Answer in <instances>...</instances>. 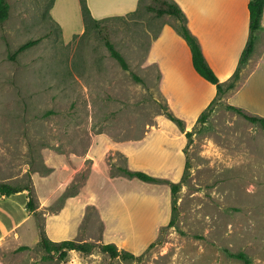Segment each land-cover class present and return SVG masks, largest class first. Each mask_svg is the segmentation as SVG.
<instances>
[{"label": "rangeland", "instance_id": "obj_1", "mask_svg": "<svg viewBox=\"0 0 264 264\" xmlns=\"http://www.w3.org/2000/svg\"><path fill=\"white\" fill-rule=\"evenodd\" d=\"M8 2L9 17L0 22V183L29 186L35 209L27 207L29 190L0 193V264H264V128L228 107L264 116V51L241 68L235 87L215 101L207 121L188 118L192 135L186 137L166 114L170 109L156 69L148 72L145 66L161 24L179 25L176 18L149 10L154 0H142L135 12L99 27L86 25L80 0ZM105 36L125 56L129 70L111 55ZM36 38L38 44L14 56L21 44ZM99 133L118 140L143 136L141 147L159 153L186 140L190 168L178 181L174 226L168 227L171 193L166 189H150L155 205L135 231L106 235L94 206L80 210L92 170L108 167L118 176L128 166L119 151L106 154L100 164L84 159ZM104 148L102 139L94 145L99 158ZM161 172L154 168L151 174ZM115 185L116 193H127V182ZM133 187L128 195L147 205V189ZM83 194L106 197L96 179ZM43 236L96 246L61 257L46 251ZM112 241L137 258L112 257L100 248ZM227 251L245 252L251 262Z\"/></svg>", "mask_w": 264, "mask_h": 264}, {"label": "crops", "instance_id": "obj_2", "mask_svg": "<svg viewBox=\"0 0 264 264\" xmlns=\"http://www.w3.org/2000/svg\"><path fill=\"white\" fill-rule=\"evenodd\" d=\"M173 1L182 8L186 15L187 25L190 31L198 38L208 63L226 86V83H229L238 69L241 55L251 35L250 0ZM141 3L142 0H87L92 16L98 20L106 17L126 16L138 10ZM167 16L176 18L171 15ZM176 20L179 21L178 18ZM261 24L262 27L256 32L253 54L260 50L264 51V39L262 41L257 40V35L264 38V13ZM145 63L148 72L151 67L156 69V74L159 76V87L170 111L183 119L185 124H187V120L190 117L192 122L195 123L200 114L218 97L216 85L203 78L196 71L189 45L176 30V25L168 21L163 22L155 36L151 38L146 52ZM245 65L243 66L245 67ZM263 67L264 62L260 65V68ZM142 137L118 140L115 136L108 133H99L94 137V141H92L89 152L84 156V159L90 158L94 163L100 164L105 161L106 154L111 151H119L127 159L128 166L125 168L147 171L149 174L152 173L154 168L162 169L163 172L160 174L151 175L171 182H178L183 176L186 164V140L183 145H179L176 149L163 148V152L159 153L153 149L142 148L141 146L144 143ZM101 139L105 148L99 158L94 152V145ZM93 179L97 180V189L102 191L106 197L101 199L84 197L83 191L88 184L92 183ZM116 182L128 183L126 185L128 187L126 194L116 193L118 190L115 185ZM165 185H168L169 189ZM133 186L139 189L144 187L147 189V205L143 206L142 200L136 197L135 194L133 196L128 195L129 189L134 190L135 187ZM151 188L153 191L160 189L165 191L166 189L168 194L169 192L171 193L169 184L147 182L136 177L129 178L122 174L112 176L108 167L104 169L101 167L100 171H91L88 180L83 186L82 196L79 197L80 205L83 203L80 210L84 211L88 205L94 206L103 222V231L106 235L114 232L135 231L139 225L145 223L144 213L149 214L150 205L152 208L155 205L156 196L155 192L150 195L149 191ZM171 200L172 197L170 198V205ZM145 209L147 210L145 211ZM61 214H55V216ZM80 215L79 211L78 219ZM76 222L75 228L77 229L79 220ZM49 232L51 235V231ZM64 238L63 236L57 238L51 236L52 241L55 242L62 241ZM112 242L115 243V241Z\"/></svg>", "mask_w": 264, "mask_h": 264}, {"label": "trees", "instance_id": "obj_3", "mask_svg": "<svg viewBox=\"0 0 264 264\" xmlns=\"http://www.w3.org/2000/svg\"><path fill=\"white\" fill-rule=\"evenodd\" d=\"M81 2V9L84 21L86 25L90 23H94L96 27L100 26L102 21L107 19L115 18V17H107L104 19H95L90 11V8L87 4V0H80ZM155 5H148L147 8L151 11L156 12L158 16L163 15H171L175 16L179 20V25L176 26V30L183 36L186 40L187 44L189 45L191 52H192V61L194 68L196 71L206 80L210 81L211 83L215 84L218 91V97L214 99L209 106L200 114L197 121L205 122L210 115L213 104L216 100L220 99L221 96L226 92L227 89H232L235 87V81L239 79L241 68L245 65L250 57L254 52L255 41H256V32L262 27L261 20L264 13V0H250L249 1V11H250V31L251 35L249 41L241 55L240 64L238 69L236 70L235 74L233 75V80L225 86V84L220 80L218 75L216 74L215 70L212 66L208 63L200 45L198 38L190 31L187 21L186 15L183 12L182 8L173 0H154ZM9 10L10 4L8 0H0V22H4L9 17ZM40 38L36 39H29L23 44H21L17 50L14 52V56L19 55L21 52L33 47L34 45L40 42ZM106 46L110 50L111 55L120 63L123 69L129 70V63L125 56L116 48L115 44L110 41V39L105 36L104 37ZM229 108L237 111L238 113L242 114L246 119L253 123H259L264 128V116L252 114L247 112L244 108L229 104ZM167 116L177 124L180 130L185 133L186 137H190L192 135V131L187 129L185 121L178 116H176L172 111L167 110ZM186 153V151H185ZM190 168V160L186 154V164L184 173L182 176L181 182L187 177ZM120 170L129 178H139L143 181L147 182H154V183H162L168 182L170 183L171 187V218L168 223V227H172L176 223L177 212H178V205H177V193L180 190L181 182H171L164 178L155 177L147 172L141 170H131L129 168H120ZM29 190V201L27 203V207L33 211L35 209L34 206V199L32 195L31 188L27 187H17L13 186L9 183H0V193L2 195L10 196L17 192ZM41 244L46 249L47 252H52L56 250L61 257H65L70 250H79L82 252H91L95 248V244L91 242H79L72 239H66L59 242L52 241L46 236L42 237ZM22 248H29L28 246H23ZM100 248L104 251L109 253L112 257H122V258H137V256L127 250L120 249L115 243L109 242L100 245ZM228 254L234 258L240 259L245 261L246 263H250L251 259L245 252H230L227 251Z\"/></svg>", "mask_w": 264, "mask_h": 264}]
</instances>
